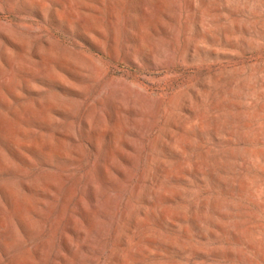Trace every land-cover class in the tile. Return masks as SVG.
<instances>
[{"label":"rangeland","instance_id":"obj_1","mask_svg":"<svg viewBox=\"0 0 264 264\" xmlns=\"http://www.w3.org/2000/svg\"><path fill=\"white\" fill-rule=\"evenodd\" d=\"M0 264H264V0H0Z\"/></svg>","mask_w":264,"mask_h":264}]
</instances>
